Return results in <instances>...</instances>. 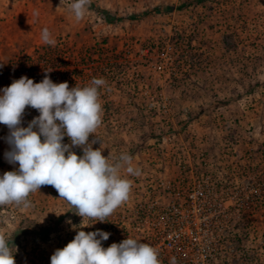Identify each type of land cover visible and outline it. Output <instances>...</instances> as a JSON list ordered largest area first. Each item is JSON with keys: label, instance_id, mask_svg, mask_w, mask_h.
<instances>
[{"label": "rangeland", "instance_id": "obj_1", "mask_svg": "<svg viewBox=\"0 0 264 264\" xmlns=\"http://www.w3.org/2000/svg\"><path fill=\"white\" fill-rule=\"evenodd\" d=\"M72 2L0 0V89L21 76L39 83L46 71L70 88L106 81L93 149L110 160L129 154L141 174L122 170L129 199L108 222L86 219L94 224L82 230L110 233L105 248L128 237L147 243L144 209L165 207L168 185L204 171L230 198L221 207H234L221 217L219 244L209 248L217 262L210 259L264 264V0H90L80 21ZM44 28L54 47L41 40ZM38 115L26 108L22 126ZM8 135L0 124V175L18 168L5 159ZM39 191L28 209L0 206L15 264H51L84 226L53 187ZM55 221L45 240L31 233Z\"/></svg>", "mask_w": 264, "mask_h": 264}, {"label": "clouds", "instance_id": "obj_2", "mask_svg": "<svg viewBox=\"0 0 264 264\" xmlns=\"http://www.w3.org/2000/svg\"><path fill=\"white\" fill-rule=\"evenodd\" d=\"M89 3L73 0L68 6L77 21L84 18ZM41 40L45 45H56L48 28L42 30ZM47 72L39 83L21 76L0 89V124L9 129L5 159L18 164L16 170L0 175V206L28 209L32 207L30 194L51 186L59 199L75 210L84 226L65 247L55 250L51 264H161L158 250L148 243L128 237L105 248L102 241L108 240L110 233L82 230L94 224H85L86 219L108 222V217L129 199L132 184L121 171L139 176L141 170L127 153L110 160L100 148L93 149L99 140L94 133L102 124L100 89L106 81L94 77L85 86L70 88L66 81L54 83ZM29 107L39 115L23 127ZM90 136H94L91 141ZM65 137L70 143L63 142ZM74 148H80L82 155H77ZM0 264H15L12 248L3 235ZM170 264H176L174 257Z\"/></svg>", "mask_w": 264, "mask_h": 264}, {"label": "built area", "instance_id": "obj_3", "mask_svg": "<svg viewBox=\"0 0 264 264\" xmlns=\"http://www.w3.org/2000/svg\"><path fill=\"white\" fill-rule=\"evenodd\" d=\"M189 174L175 181L176 186L166 187L170 202L165 207L150 204L145 213L137 211L142 213L141 221L151 225L147 243L158 250L161 264H170L173 257L176 264L216 263L215 248H209L219 244L217 231L222 218L229 217L234 208L221 207L220 203L230 198L221 192L217 179L204 171L190 170Z\"/></svg>", "mask_w": 264, "mask_h": 264}, {"label": "trees", "instance_id": "obj_4", "mask_svg": "<svg viewBox=\"0 0 264 264\" xmlns=\"http://www.w3.org/2000/svg\"><path fill=\"white\" fill-rule=\"evenodd\" d=\"M102 15L106 16V20H108V17H107L108 13L106 11H103ZM55 225H56V221L52 225L44 226L38 230H33L31 231V233L34 234L35 236H38L40 240L43 241L51 234V232L54 230ZM13 240L14 239L9 240V244L13 243Z\"/></svg>", "mask_w": 264, "mask_h": 264}]
</instances>
